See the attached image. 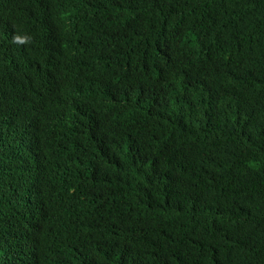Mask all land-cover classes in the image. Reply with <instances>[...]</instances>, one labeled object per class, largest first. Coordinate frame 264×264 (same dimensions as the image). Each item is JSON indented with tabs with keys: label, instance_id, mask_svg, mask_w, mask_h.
<instances>
[{
	"label": "trees",
	"instance_id": "16d2710c",
	"mask_svg": "<svg viewBox=\"0 0 264 264\" xmlns=\"http://www.w3.org/2000/svg\"><path fill=\"white\" fill-rule=\"evenodd\" d=\"M27 26L0 264H264V0H0V35Z\"/></svg>",
	"mask_w": 264,
	"mask_h": 264
},
{
	"label": "clouds",
	"instance_id": "9594fccd",
	"mask_svg": "<svg viewBox=\"0 0 264 264\" xmlns=\"http://www.w3.org/2000/svg\"><path fill=\"white\" fill-rule=\"evenodd\" d=\"M32 7V5H31ZM28 31L24 28H22L21 30H19L18 33L12 35V33L10 32L9 28H7L6 30H4V32L0 35V40L5 41V43H3L0 46V49L4 52L9 46L14 47L17 51H19L21 54L24 52H27L31 49L32 46V28L28 27ZM48 100H52L54 102V114L56 116V121H54V128L56 130V135H57V140L55 142H43L40 138V141L42 142L43 146H47L53 143H56L58 141H61L65 138L66 133L65 131L62 129L61 127V123H60V113L62 110V103L60 98L53 92H48Z\"/></svg>",
	"mask_w": 264,
	"mask_h": 264
}]
</instances>
